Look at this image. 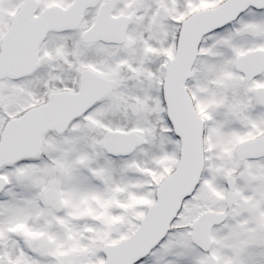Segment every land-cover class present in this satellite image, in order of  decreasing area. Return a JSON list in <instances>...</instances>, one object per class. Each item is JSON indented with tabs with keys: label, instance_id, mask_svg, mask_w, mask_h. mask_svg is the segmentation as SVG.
I'll return each mask as SVG.
<instances>
[{
	"label": "snow or ice",
	"instance_id": "obj_1",
	"mask_svg": "<svg viewBox=\"0 0 264 264\" xmlns=\"http://www.w3.org/2000/svg\"><path fill=\"white\" fill-rule=\"evenodd\" d=\"M0 264H264V0H0Z\"/></svg>",
	"mask_w": 264,
	"mask_h": 264
}]
</instances>
